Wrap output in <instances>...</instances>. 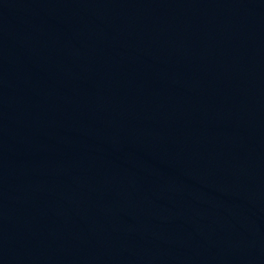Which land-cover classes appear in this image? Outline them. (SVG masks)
<instances>
[{"label":"water","instance_id":"water-1","mask_svg":"<svg viewBox=\"0 0 264 264\" xmlns=\"http://www.w3.org/2000/svg\"><path fill=\"white\" fill-rule=\"evenodd\" d=\"M0 264H264V0H0Z\"/></svg>","mask_w":264,"mask_h":264}]
</instances>
